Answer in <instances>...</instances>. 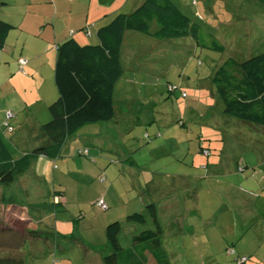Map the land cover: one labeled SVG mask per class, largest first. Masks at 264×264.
<instances>
[{
  "label": "crops",
  "instance_id": "0c3cea01",
  "mask_svg": "<svg viewBox=\"0 0 264 264\" xmlns=\"http://www.w3.org/2000/svg\"><path fill=\"white\" fill-rule=\"evenodd\" d=\"M171 1L176 4L180 10H187L181 1ZM192 1L193 0H191V2ZM142 2L143 0H133L132 2L131 0H33L30 5H40L46 10L45 13H41L39 16L35 14L34 22L32 23L33 26L25 24L26 18L16 24L12 23L10 19L0 16V20L8 22L14 27L7 35L5 46L0 50V135L8 146L14 159L31 152L41 143L38 127L49 120L47 108H44L56 98V90L53 86L54 83L52 84L56 45L70 37L80 45H89L86 36L91 37L93 35V28L95 29L96 37L97 29L106 24L114 14L129 13ZM238 4L239 2L237 5ZM114 5L116 6L114 7ZM190 5L193 6L191 3ZM206 9L209 10L207 6ZM198 15H200V13L198 9H196L191 18L195 21H201ZM203 28L209 31L208 25L204 24ZM130 33L134 32H126L124 34L121 47L120 63L122 75L124 64L128 66L140 51H135L133 48L136 46V41L142 42V46H148L150 49H160V47L166 50L172 49L169 43H165V45L162 46L163 41L154 40L152 38H150V40L141 41L136 33ZM95 43H97V38L93 44ZM128 46L131 48H128ZM135 52H137V54H135ZM20 59L26 61L25 65L22 67L19 63ZM141 79L146 81L144 77H141ZM133 80L134 79H128L123 87L127 90L135 89L134 86L136 84L133 86ZM157 81L158 78L155 77L153 82L156 83ZM43 85H45V87L47 86L44 93L42 91ZM116 85L114 88V95ZM200 91L202 92L197 93L203 95L209 102H211L212 99L214 101L216 100L218 103L219 98L214 92L207 91L206 89H201ZM186 97L187 96H185V98ZM124 101L128 104L132 103L130 100ZM194 104H197L199 107H191V105ZM201 106L204 107L205 105H202L195 96L193 97L192 103L187 107H180V116L183 114V117L187 120L188 113L190 111H195L196 113L201 111L203 109H201ZM205 107H207L206 113H209L211 109L210 105ZM7 112L13 113V117L9 121L10 126L13 128L11 131L6 129L3 125ZM224 116L216 114L215 117H210L203 115V113L195 114L196 119L202 122V128H199L197 133L193 134L191 132L192 134L189 135L186 132V134H181V137L177 134L175 138L169 139L170 145H174L173 150L179 151L178 155L172 153L176 155H173L172 160L169 162L171 167H175L173 173L165 172L166 167L158 160L159 156L162 154L159 156L155 154L157 148H151L149 151L150 157L147 162L148 164L141 163L135 159L130 151L114 152L115 157L117 155L120 156L116 164H114V161L106 159L102 149L106 148L107 150H112L113 148L110 143H106V140L108 139L109 142L110 138L114 137L115 121L111 124L109 131L96 133L92 132L93 130H88L87 134H81L80 136L74 134L65 141L59 155L56 157L61 159L64 163V172H62L59 177L62 176L65 180L69 179V184L73 187H63L60 182L52 184V188L56 189L51 191V197H49L51 202H53V198L56 197V199H58L57 205H62L63 207L65 204L64 198L62 195L56 193H60L64 190L65 194L67 193L74 196L76 201V195L84 191L89 182L92 181L97 186V181L102 184L101 186L104 185L106 180L108 182L102 195L96 197L91 204L93 207H96L97 200L102 198L107 205V210H100L102 214H98L94 218V227L98 228L96 232L94 231V234L97 233V241H91L83 236V240L86 238L87 241L85 242L90 247L87 248V246H85L86 244H82L83 249H86L88 253H90V249L91 254H89L88 258L83 259L82 264H102V258L105 256L104 253H110V248L107 245L104 233L106 226L114 221H119L120 223V220H123L124 217V221L121 223H128L127 217L133 213L143 212L145 206L148 205L147 202H152L155 206L156 217L162 234L163 230L159 222V216L160 218H166L165 220L168 223L169 231L172 235L177 237L176 239L186 241L187 243H194L198 249L211 248L208 244L210 238L207 229V226L211 225V221H208L210 212L206 213L210 207V202L209 199L203 198V195L205 197H212L215 201H220L221 204L229 206L216 213V215H212L211 218L215 217L218 219L214 225L215 229L219 227L220 219H224L225 217H231L230 220L233 222L231 223L232 227L236 228L237 222L235 217L232 216L234 212H239L246 220L245 227L239 225V228H247L249 222L258 223L262 215L258 211L257 206L264 205V189L259 188L250 191L242 187V182L238 181L239 183L237 182V184L235 183L236 181H230V177L224 180V177L216 173L218 170L212 171L209 158H204L205 156L201 154V148H204L205 145L209 147L213 146L216 150H220L219 156L222 157V162L225 160V153H228L231 157L228 161L231 170H228L227 173H231L232 171L235 172V168L243 172V169L248 167L247 165L249 162L246 160V157L242 154L237 157L235 153L236 150H240L244 141L249 143L248 148L250 149H248V151L252 153L251 158L258 160L257 154L260 152L257 150L258 147L262 148V152H264V135L261 133L260 127L245 125L241 122H231L226 120ZM156 117H159L160 121V116L156 115ZM113 118H115V108ZM151 119L145 120V123L156 120L155 118ZM180 121V126L184 127L186 121ZM26 122L28 125H26ZM210 122H213L212 124L214 126L213 131L215 133L213 135H210ZM133 124L137 125L138 120H134ZM204 126H206L205 129ZM223 129L225 130L223 131ZM216 130L223 132L218 133ZM116 134L117 137L123 136V133L120 131L116 132ZM229 137L232 139L230 144L228 142ZM193 140L196 142V151H192L191 145L186 144L187 142L193 143ZM258 141L260 146H256ZM163 146L166 147L168 145L163 144ZM84 149L88 150L87 155H79ZM232 153L235 155L232 156ZM178 156H185L186 163L178 161ZM77 157L81 158L78 159ZM49 160L51 161V159H47L43 156L34 158L27 171L17 178V182L15 181L16 183L14 182L6 188L0 187V216L4 209L2 207L3 200L4 202H10V204H12L9 208L16 206L15 204L23 206V204L20 203H25V206L27 203L32 206L35 203L34 200L29 198L26 201L27 203L23 200H18L13 193L3 197L5 190L9 189L10 192L14 184L15 190L16 188L18 189V192L15 191L17 194L29 195L30 198H32L31 196H37L41 190L42 194L45 196L41 200L44 201L49 196L50 190L48 189L47 180L45 178ZM234 162L236 164L235 167H233ZM177 164L182 165L183 168H178L176 166ZM219 164L220 160L211 166L216 167ZM241 164L242 167L238 168ZM53 166L56 167L55 165ZM202 172H206V175L201 180L200 176L203 174ZM18 182L20 183V188L16 186ZM210 186L217 190L213 191L212 194H210L208 190V195L204 191L206 187L210 188ZM193 187V191L189 193L186 198L184 195V199H179L177 195H175L179 193L186 194V192L191 191ZM218 189L227 191L222 195ZM163 193L170 197L158 205L156 201H161V195ZM201 198L203 199L202 202ZM14 200L16 202H13ZM191 204L192 208H190ZM158 208H160V212L157 210ZM217 208H219V206L215 209ZM63 220L64 222L58 224L54 222L53 227H48L44 225L42 218L39 217L37 221H34L35 224L30 220V222L27 223V228L31 231L42 232V234L48 232L58 236H63L60 235V233L70 234V232H72L70 235L73 236V234H75L73 233L74 229L71 230L67 225L70 220H68L67 217H64ZM64 223L66 224L64 225ZM78 224L80 225V223ZM223 225H226L225 221ZM174 227L180 228L174 231ZM43 237L44 235L41 236V240L43 246L45 245L46 247L40 252V255L50 254V256H52L57 252L59 247L57 243L61 239H56L55 242H51L50 244V241L45 242ZM54 237L56 236L51 235L49 238L54 239ZM254 237L253 248L255 245L257 247L259 243L258 238H260L256 231H254ZM239 239L240 236H238V231L234 229L230 232L228 238L222 235L221 241L227 246V249L233 250V254L236 252V256H242L239 255L240 253L252 255L251 253H246L238 249L237 242ZM106 245L109 250L106 248ZM100 246L106 248L102 253L96 250V248ZM255 261L254 257H252L250 264H254ZM234 262L237 264H246V262L239 263L235 260ZM58 264L67 263L58 262ZM146 264H148V261ZM256 264L263 263L258 261Z\"/></svg>",
  "mask_w": 264,
  "mask_h": 264
},
{
  "label": "rangeland",
  "instance_id": "374dc122",
  "mask_svg": "<svg viewBox=\"0 0 264 264\" xmlns=\"http://www.w3.org/2000/svg\"><path fill=\"white\" fill-rule=\"evenodd\" d=\"M32 1L33 0H0V16L10 19L12 23L16 24L26 18L25 24L33 26L32 23L34 22L35 14L39 16L41 13H45L46 10L40 5H30L32 4ZM132 1L133 0H131V2ZM177 1H181V3L185 6V9L187 10H181V12L189 18H191L194 11L198 9V12L200 13L198 16H200L201 21H196V23L204 33H209L213 36L215 41L223 47V51L218 52L212 49L195 47L194 41L189 36L170 41L163 40L162 46L165 45V43H169L170 47H172L171 50L161 49L162 47H160V49H150L148 46H142V42L136 41V46L133 48L135 51H140L128 66L124 64L123 75L116 85L115 95L113 97L115 118L109 122L88 125L76 133L77 136L87 134L88 130H93L92 132L96 133H103L104 131H109L111 124L115 121L114 137H111L109 142L108 139L106 140V143H110L113 148L112 150H107L106 148L102 149L104 157L114 161V164H116L120 159L119 155L116 157L114 156V152L116 151H130L131 155H133L135 159L141 163L148 164L147 162L150 157L149 151L151 148H157L155 154L157 156L162 154L159 156L158 160H160L162 165L166 167L165 172L173 173L175 171V167H171L169 162L172 160L173 155H178L179 151L173 150L174 145H170L169 139L175 138L177 134L181 137V134H186V132L189 135L197 133L199 128H202V122L196 119L195 114L203 113V115L210 117H215L216 114L224 116L222 112L223 106L220 99H217L218 103L216 100L214 101L212 99L211 102H209L203 95L197 93L202 92L200 91L201 89H206L207 91H212L217 95L214 86L209 80L212 71L228 58H232L237 62H243L250 57L264 52V4L256 0H193L195 4L191 6V0ZM238 2L239 4L237 5ZM205 5L209 8V10L206 9ZM115 6L116 5H114V7ZM112 18L113 16L110 20ZM204 24L209 26V31L203 28ZM92 33L93 35L91 37L85 36L89 45H96L97 43L93 44L96 40L94 28L92 29ZM136 34L140 37L141 41L150 40L151 38L148 35L140 33ZM202 36L206 42L205 44H209L210 40L208 36ZM128 48L131 47L128 46ZM135 54H137V52H135ZM141 77H144L146 81L142 80ZM155 77L158 78L156 83L153 82ZM128 79H134L132 84L133 86L136 84L134 86L135 89L127 90L123 87ZM167 84H172L177 87L173 94H169L167 92ZM42 88L44 93L47 86L45 87V85H43ZM182 92L185 93L187 96L186 98L181 97ZM195 96L202 105H210V112L206 113L207 107L201 106V109H203L197 113L195 111H190L186 120V118L183 117V114L180 116V107H187L190 103H192L193 97ZM208 96L210 97L209 94ZM124 100H130L132 103L128 104ZM49 104H47V106ZM47 106H45L44 109H46ZM197 106V104L191 105V107L195 108L199 107ZM156 115L160 116V121L159 117H156ZM151 118H155L156 120L145 123V120H150ZM224 118L231 122H238L227 115H225ZM179 119L186 121L184 127L180 126L181 121ZM134 120H138L137 125L133 124ZM212 123L213 122H210V135L215 133L213 131L214 126ZM26 125H28L27 122ZM205 127L206 126H204V129ZM260 128L261 133L264 135V128ZM224 130L225 129H223V131ZM118 131L122 132L123 136L117 137L116 132ZM223 131L216 130L218 133ZM231 140V137H229V144L232 142ZM163 144L168 146L165 147ZM186 144L191 145V148L193 149L192 151H196L195 140H193V143L187 142ZM256 146H260L259 141L256 143ZM248 147L249 143L244 141L240 150L235 151L237 157L242 154L249 162L247 165L248 167L243 169V172H240L235 168V172L232 171L231 173H227L228 170H231V166H229L228 162L231 157L228 153H225L226 157L224 162H222V157L219 156L220 150H216L213 146L209 147L208 145H205L204 148L208 149L211 154L209 153V156L204 158H209L211 165L219 162L220 160V164L218 166L215 167L210 165V168L212 171L218 170L216 173H219L222 177H224V180L225 178L230 177V181H236L235 183L238 181L242 182V187L250 191H254L259 188L264 189V152H262V148L258 147L257 150L260 152L257 154L258 160H256L251 158L252 153L248 151V149H250ZM233 155L235 154L232 153V156ZM77 158L79 159L81 157ZM177 160L186 163L185 156H178ZM47 164L48 167L46 169L45 178L47 180L50 194L44 201L41 200L45 197L41 190L37 196H31L32 198H30L29 195L26 196L20 193L17 194L15 191L18 192V189L16 188L15 190V184L13 188L10 189V192L9 189H7L5 190L6 194H3V197H6L10 193H13L16 195L15 197L18 200L26 202L29 198L34 200L35 203L33 206L29 205L27 202L26 206L25 203H20L23 204L24 207L14 203L18 206H12L9 208L12 204H10V202H4L3 200L2 207L4 206V209L2 215L0 216V260L2 261L15 262V264H17V262H20L21 264H52L53 261H56L55 264H58V262L67 264H82L83 259L88 258L89 254H91V250L89 249L90 253H88L86 249H83L82 244H86L85 246L90 248L85 241H87V239L97 241V233H94L98 228L94 227V218L96 215L102 214L100 210L93 207L91 204L96 197L102 195L108 182L106 180L103 186H101L102 184L98 181V186L92 181L89 182L86 186L87 188L76 195V201L74 196L67 193L65 194L64 190H60L61 192L56 194L63 196L65 204L63 207L62 205L58 206L49 200V197H51V191L56 189L52 188V184L60 182L63 187L73 186L69 184V179L65 180L62 176L59 177L60 174L64 172V163L61 159L55 158L51 161L49 160ZM235 165L236 164L234 162L233 167H235ZM176 166L178 168H183L180 164H177ZM241 167L242 164L238 166V168ZM205 175L206 172L201 174V180L205 177ZM16 186L20 188V183L18 182ZM193 189L194 187L191 191L186 192V194L179 193L175 195H177L179 199H184V195L186 198L187 195L193 191ZM208 190L210 194H212L213 191L217 189L210 186V188L206 187L204 192L208 194ZM218 190H220L222 195H224L227 191L224 189ZM161 197V201H156L158 205L162 201L167 200L170 196L163 193ZM203 198L209 199L210 202V207L206 213L210 212L208 221H211V225L207 226V229L208 236L210 238L208 244L211 248L198 249L194 243H187L186 241L176 239L177 237L172 235L169 231V227L167 225L168 223L165 220L166 218H160L159 216V222L163 230L161 244L162 249L167 256V263L237 264L234 260L239 257L246 258V264H250L252 257H254L256 260L254 264L258 261L264 264V205L259 206L257 204L258 211L262 215L260 216L258 223L249 222L247 224V228H239V225L245 227L246 220L239 212H234L232 216L236 219V228L232 227L231 223L233 222L230 220L231 217H225L224 219H220L219 227L215 229L214 225L218 219L215 217L211 218L212 215H216V213L229 206L221 204L220 201H215L212 197H205L203 195ZM15 200L13 202L17 201ZM202 201L203 199L201 198V202ZM149 203L152 202H147V204ZM218 206L219 208L215 209ZM190 208H192V204ZM157 210L160 212V208ZM39 217L42 218L44 225H47L48 227H53L54 222H57V224L64 222L63 218L67 217L68 220H70L67 225L71 230L74 229V240L69 243L63 240L59 241L57 243L59 246L58 250L52 256H50V254L40 255V252L46 246H43L41 239H36L34 236L30 235V229L27 228V223L30 222V220L33 224H35L34 221H37ZM124 218L123 220H120V223L124 221ZM224 221L226 225H223ZM78 223H80V225ZM65 224L66 223H64V225ZM121 225L122 229L118 235V241L122 247L126 248L132 244V236L145 228L148 229L149 224H147V226H143L133 222H123ZM179 228L180 227H174V231ZM234 229L238 231V236H240V239L237 242L238 249L246 253H251L252 255L240 253L239 255L244 256L242 257L236 256V252L232 255L227 253V246H225L221 241L222 235L225 238H228L230 232ZM254 231H256L260 238H258L259 243L257 247L255 245L253 248V241L255 240ZM70 234H72V232H70ZM70 234L60 233V235L63 236ZM83 236L87 237V239L84 238L85 240H83ZM106 248H108V246ZM106 248H102V246H100L97 247L96 250L97 252L102 253ZM104 255L108 254L104 253ZM147 261L148 264H155L150 257H148Z\"/></svg>",
  "mask_w": 264,
  "mask_h": 264
},
{
  "label": "trees",
  "instance_id": "16d2710c",
  "mask_svg": "<svg viewBox=\"0 0 264 264\" xmlns=\"http://www.w3.org/2000/svg\"><path fill=\"white\" fill-rule=\"evenodd\" d=\"M256 1L264 4V0ZM13 29L11 24L0 20V50ZM126 32L148 35L159 41L189 36L195 47L223 51L213 36L204 33L196 21L182 13L171 0H143L131 12L114 15L97 29L96 45H80L72 37L60 42L55 47L53 67L56 98L47 106L49 120L38 127L41 143L14 159L0 135V187L13 184L27 171L34 158L55 159L65 141L81 128L113 119L114 88L122 76L120 54ZM202 35L208 36L209 44H205ZM209 79L222 102L224 115L264 128V52L243 62L228 58L212 71ZM10 113L12 116L8 119L5 114L3 125L12 130L9 121L13 113ZM127 222L149 225L148 229L133 235L132 244L124 248L118 241L121 224H108L104 233L110 253L102 258V264H146L148 257L155 264H168L153 203L146 205L143 212L129 215ZM29 234L39 239L44 235L43 240L50 244L56 239L68 243L74 240L72 235L31 230ZM51 235L56 237L50 239ZM0 264L15 262L0 260Z\"/></svg>",
  "mask_w": 264,
  "mask_h": 264
},
{
  "label": "built area",
  "instance_id": "2783aa9c",
  "mask_svg": "<svg viewBox=\"0 0 264 264\" xmlns=\"http://www.w3.org/2000/svg\"><path fill=\"white\" fill-rule=\"evenodd\" d=\"M19 63H20V66L22 67L23 65H25V61L24 60H19ZM168 91L169 92H173L174 91V88L172 86H168ZM183 97H184V93L181 94ZM12 116V114L10 112H7L6 113V118H10ZM8 130H11L10 128H8ZM87 153V150H83L82 151V154H86ZM208 151L207 150H204L203 151V154L204 155H208ZM56 200V199H55ZM57 201V200H56ZM96 206L100 209V210H106V204L104 203L103 199L100 198L97 202H96ZM229 253H232L231 251H229ZM246 261V258H241L239 260L240 263H243Z\"/></svg>",
  "mask_w": 264,
  "mask_h": 264
},
{
  "label": "clouds",
  "instance_id": "9594fccd",
  "mask_svg": "<svg viewBox=\"0 0 264 264\" xmlns=\"http://www.w3.org/2000/svg\"><path fill=\"white\" fill-rule=\"evenodd\" d=\"M191 4L194 5L195 3L192 1ZM198 18H199V17H198ZM168 86H172V85H167V86H166V89L168 88ZM172 87L174 88V91H173V92H175V90L177 89V87H175V86H172ZM167 92H168L169 94H172V93H173V92H169L168 89H167ZM182 93H184V92H182ZM182 93H181V94H182ZM185 96H186V95H185V93H184V97H185ZM181 97H183V96L181 95ZM84 150H87V149H84ZM204 150H207V151L209 152L208 149L202 147V148H201V154H202L203 156H205V157H208L210 152L208 153V155H204V154H203V151H204ZM82 151H83V150H82ZM82 151L79 153V155H81V156H86L87 153H88V150H87V153H86V154H82ZM55 199H56V197L53 198V202H54V204L57 205V204H58V199H56L57 201H56ZM99 199H100V198H99ZM99 199H98V200H99ZM98 200H97V201H98ZM103 201H104V200H103ZM104 203H105V202H104ZM105 204H106V203H105ZM96 207H97V206H96ZM106 207H107V205H106ZM97 208H98V207H97ZM98 209H99V208H98ZM99 210H100V209H99ZM106 210H107V208H106ZM101 211H104V210H101ZM229 251H231L232 253H229ZM227 253H228V254H233V250H232V249H228ZM240 259H241V258H236L235 260H236L237 262H239ZM246 261H247V259H246ZM246 261H245V262H246ZM245 262H243V263H245ZM55 263H56V261H53V262H52V264H55ZM239 263H240V262H239Z\"/></svg>",
  "mask_w": 264,
  "mask_h": 264
},
{
  "label": "bare ground",
  "instance_id": "6f19581e",
  "mask_svg": "<svg viewBox=\"0 0 264 264\" xmlns=\"http://www.w3.org/2000/svg\"><path fill=\"white\" fill-rule=\"evenodd\" d=\"M4 207V206H3Z\"/></svg>",
  "mask_w": 264,
  "mask_h": 264
}]
</instances>
